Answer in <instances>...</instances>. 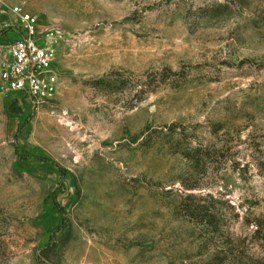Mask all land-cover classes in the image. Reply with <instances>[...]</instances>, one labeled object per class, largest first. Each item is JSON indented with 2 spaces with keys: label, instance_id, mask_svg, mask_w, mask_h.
Wrapping results in <instances>:
<instances>
[{
  "label": "rangeland",
  "instance_id": "obj_1",
  "mask_svg": "<svg viewBox=\"0 0 264 264\" xmlns=\"http://www.w3.org/2000/svg\"><path fill=\"white\" fill-rule=\"evenodd\" d=\"M14 6L58 89L0 91V264H264V0H5L0 64Z\"/></svg>",
  "mask_w": 264,
  "mask_h": 264
},
{
  "label": "built area",
  "instance_id": "obj_2",
  "mask_svg": "<svg viewBox=\"0 0 264 264\" xmlns=\"http://www.w3.org/2000/svg\"><path fill=\"white\" fill-rule=\"evenodd\" d=\"M0 3L5 4V0ZM11 9L18 16L21 37L12 43L9 58L0 64V91L25 94L39 105L50 102L58 89L54 31L40 30L38 16L20 6Z\"/></svg>",
  "mask_w": 264,
  "mask_h": 264
},
{
  "label": "trees",
  "instance_id": "obj_3",
  "mask_svg": "<svg viewBox=\"0 0 264 264\" xmlns=\"http://www.w3.org/2000/svg\"><path fill=\"white\" fill-rule=\"evenodd\" d=\"M154 76H155L154 73L149 74V76L147 78H149V80L152 82L153 80L156 79V78H154ZM111 81H112V83L114 81L116 83L115 85H118V88H122L126 84V81H125L124 77L122 76V74H119L118 77L115 78V80H109L108 77L105 76L104 78H100V79L96 80L95 82L97 84H102V85H105L107 87V85H110L109 83H111ZM134 82L136 83V85L139 84L138 80H135ZM192 213H194V210Z\"/></svg>",
  "mask_w": 264,
  "mask_h": 264
}]
</instances>
